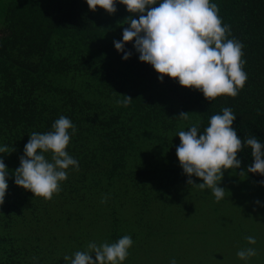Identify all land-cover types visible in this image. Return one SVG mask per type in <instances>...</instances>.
Returning <instances> with one entry per match:
<instances>
[{
	"label": "trees",
	"instance_id": "16d2710c",
	"mask_svg": "<svg viewBox=\"0 0 264 264\" xmlns=\"http://www.w3.org/2000/svg\"><path fill=\"white\" fill-rule=\"evenodd\" d=\"M212 2L230 26L229 39L244 45L248 76L236 97L214 101L177 79L161 82L133 42L125 46L131 57L122 59L113 42L122 40L129 16L139 18L124 5L109 14L91 11L85 0H0V145L14 149L0 158L14 173L31 133L51 131L65 116L77 129L66 151L79 162L51 200L10 176L0 205V264H66L65 256L90 241L112 243L124 235L137 247L143 234L132 228L120 199L129 190L136 196L156 177L170 188L187 183L176 135L196 123L203 131L224 107L237 116L232 127L242 143L251 135L264 140V0ZM123 96L132 99L127 107L117 103ZM182 113L189 119L179 118ZM250 153H238L236 170L264 181L246 174Z\"/></svg>",
	"mask_w": 264,
	"mask_h": 264
},
{
	"label": "clouds",
	"instance_id": "9594fccd",
	"mask_svg": "<svg viewBox=\"0 0 264 264\" xmlns=\"http://www.w3.org/2000/svg\"><path fill=\"white\" fill-rule=\"evenodd\" d=\"M85 2L91 11L99 7L114 14L119 3L129 13L139 14L138 19L129 16L124 21L129 26L123 29L122 40L113 42L114 47L123 53V60H128L132 52L126 51L125 46L133 42L139 60L150 64L160 74L158 79L161 82L165 76L177 79L181 86L201 91L210 101L224 95L236 97L244 87L248 79L243 70L244 45L234 38L229 39L230 26L222 22L218 5L212 0ZM123 97L117 103L127 107L132 99ZM236 117L232 108L224 107L220 113L210 117L203 131L196 123L176 135L181 141L176 155L188 177L187 183L200 190H211L217 202L224 199L226 194V190L218 186L224 171L241 169L238 153L246 148L251 149L253 158L252 164L246 168V174L264 176V140L251 135L244 137L242 143L237 130L232 127ZM179 118L189 119L188 113H182ZM76 131L71 119L60 116L52 124L51 131L31 133L19 158L20 165L14 173H10L4 159L0 158V205L4 203L10 176H14L17 186L31 191L36 197L51 200L54 194L59 193L61 182L68 179V170H79L78 160L66 151ZM13 150L8 151L7 146L0 145V154ZM241 174H245V169ZM193 176L203 182L196 184L191 178ZM260 184L264 186V181ZM256 203L261 205L259 200ZM245 239L249 245L256 244L254 236ZM133 243L130 235H124L112 243L90 241L86 250L76 251L63 259L66 264H124ZM256 255L254 247L237 252V257L245 262ZM170 264H177V261L172 259Z\"/></svg>",
	"mask_w": 264,
	"mask_h": 264
},
{
	"label": "rangeland",
	"instance_id": "374dc122",
	"mask_svg": "<svg viewBox=\"0 0 264 264\" xmlns=\"http://www.w3.org/2000/svg\"><path fill=\"white\" fill-rule=\"evenodd\" d=\"M218 186L226 190L219 202L209 189L188 183L170 188L160 177L134 197L129 190L120 201L132 228L143 236L124 263L170 264L175 259L177 264H264V186L236 169L224 171ZM143 219L152 226L142 225ZM247 236H254L256 244L249 245ZM247 247H254L257 255L245 262L237 252Z\"/></svg>",
	"mask_w": 264,
	"mask_h": 264
}]
</instances>
